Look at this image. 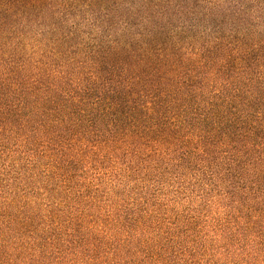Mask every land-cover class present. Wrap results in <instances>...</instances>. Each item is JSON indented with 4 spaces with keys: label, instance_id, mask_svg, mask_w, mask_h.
Returning <instances> with one entry per match:
<instances>
[{
    "label": "trees",
    "instance_id": "1",
    "mask_svg": "<svg viewBox=\"0 0 264 264\" xmlns=\"http://www.w3.org/2000/svg\"><path fill=\"white\" fill-rule=\"evenodd\" d=\"M0 264H264V0H0Z\"/></svg>",
    "mask_w": 264,
    "mask_h": 264
},
{
    "label": "rangeland",
    "instance_id": "2",
    "mask_svg": "<svg viewBox=\"0 0 264 264\" xmlns=\"http://www.w3.org/2000/svg\"><path fill=\"white\" fill-rule=\"evenodd\" d=\"M38 28H34L31 29L30 31H28L27 35H29L31 38V41L27 40V42H29V44H26V46L24 47V49H18L15 48L14 53L15 56L18 57L17 59H25V58H32V59H36L37 57V52H39V48L43 49V45H41V42H36L38 38H40L41 36H37L38 32ZM40 45H39V44ZM33 185H36L35 181H32ZM208 213L212 212L214 213L215 211H207Z\"/></svg>",
    "mask_w": 264,
    "mask_h": 264
}]
</instances>
